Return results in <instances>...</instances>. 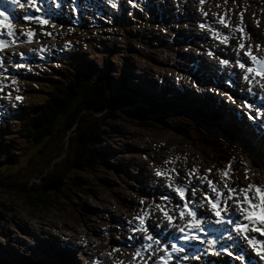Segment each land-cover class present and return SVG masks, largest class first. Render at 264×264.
Here are the masks:
<instances>
[{
  "label": "rangeland",
  "instance_id": "1",
  "mask_svg": "<svg viewBox=\"0 0 264 264\" xmlns=\"http://www.w3.org/2000/svg\"><path fill=\"white\" fill-rule=\"evenodd\" d=\"M59 1L60 0H50V7H55L56 9L58 5L57 9L62 10L63 7H61ZM91 1H93L94 5H97L92 11H90L91 8L88 5ZM98 1L100 0H63L62 2L65 4V9L62 10V18L59 20L68 25L66 28H59L57 26L58 22L54 20H46L43 24L39 22L40 20H44V18L42 16V19H40L38 16L41 14L43 15L46 12V9L42 7V4L40 9L36 7L40 5V0H32V3H29V0H20L17 4L12 5V17H10V21L5 23L7 24L10 22L14 33L18 34H16L14 38H9L5 30V34L1 36V38L6 41V44L3 49H0L1 52L3 51L0 53V127L3 123L1 118H6V115L12 113L16 108L22 113L25 112L22 109L32 108L33 106H43L45 104L44 97L41 93L38 94L33 92V90L40 88L41 85L29 81L26 77L29 78L30 75L42 76L43 78L40 80V84H45L47 82V76L51 73H46L44 76L39 75L40 72L44 73L45 70L39 71V66H43L44 63L37 59H41L40 56H44L42 61L55 62L52 57L59 51H63L67 54V57H65L63 61H60V63H63L65 68L71 70L70 72H72L73 75L79 71V62H82L83 60L94 64L98 71L101 69V66H103V61L109 60L112 65L110 68L116 67L119 72V76L116 78L117 80L120 78L121 72L124 71V69H130L129 75L135 79V82L138 81V77H142L140 72L149 73L151 76L148 79L150 81V84L147 86L148 89L154 91L155 87H159L162 92L165 88L166 81L163 82L164 88H162L161 83L159 82L163 79L168 80L169 83L172 84L170 90L179 91L182 89L177 83L180 76L179 74L176 75L178 70L172 65L173 59L188 54L190 55V60L192 62L193 53L185 52V46L180 44V38L188 41V43L191 42L193 47L199 45L202 46V44H204L205 50L206 46L214 50L216 54L213 58L216 61L221 60L218 56L221 53L219 49L224 46H227L228 49L233 52L235 60L230 59L226 55H224L223 59L227 58V61L233 64H235L237 60L242 63H250L249 57L244 55L245 51H250L252 55L264 59V40H262L261 36L258 34V32H262L257 28H264V13H262L261 9V7H264V0H232L233 4L227 7L220 4V1L224 0H206L207 3H211L213 6L218 7L220 11L218 14L219 17L215 19L217 12L215 7L212 8V6L209 7L208 4L205 5V11L207 7L211 13L208 19L210 24L218 27L216 30L211 31L212 34L210 31L205 32L200 28V25L204 24L201 20H197L200 16H198L197 19L195 18L197 17L195 12H192V17L194 18L192 19L190 29L187 25H184L183 29L180 28L178 31H170L171 29H177L181 25V22H183H180V20L185 19L186 11L191 10V8L185 6L183 0H168L166 7H169L170 4L171 8H173L170 10L171 13L165 12L161 9L162 3L160 0H148L153 9V13L150 14L151 16L155 15L159 17L160 15L162 18L165 17L167 21L171 18L172 14L176 17L175 21H173V19L170 20V22L164 27L155 24L154 17L145 20L147 15L144 13V7L146 5L143 0H102V3L106 7L109 6L108 8H116V14H114L113 11L108 10V8L98 4ZM84 2L88 4H84ZM196 2L197 0H194V5H196ZM105 3L108 4L106 5ZM129 4L132 7L135 5L137 7L136 11L129 10ZM46 5L49 6V3ZM51 9L55 10L53 8ZM159 9L161 10L158 14ZM34 10L38 12V15H36L37 13H33ZM8 15L9 14L6 16ZM25 15L29 17L27 20L24 19ZM50 15L54 16L53 13ZM212 15H214V17ZM107 16L115 17V20L107 21ZM221 17L226 21V25L220 22ZM78 18L83 22L80 29L67 23ZM98 20H102L103 23L107 24L102 25V28L99 30H93L98 24ZM126 20L131 24L130 26L133 27V29L129 30L130 32L128 35H125L126 30H128L127 24H125ZM142 20H144L142 22L143 26L140 28L133 26V23H139ZM117 21L125 23L121 26H113ZM163 22V19H161L160 25H162ZM238 28H242L243 31L248 28H256L257 35L255 36L258 40V44L255 45L254 43H251L249 39L243 36L241 31L237 30ZM81 30L84 32H81ZM27 31L33 33L30 40L24 35ZM186 32L187 34H185ZM168 33H170L169 37ZM202 33H206V35L204 36ZM131 34H133V37L134 34H138L143 39V42H145L144 46L136 43L132 44L130 42V40H132L130 37ZM177 34H179L180 38L176 36ZM221 38H226V41L221 42ZM171 40L175 42L176 45H171ZM152 41L157 42L159 45L153 47ZM230 41H235L236 44L230 45ZM227 42L229 43L226 45ZM12 43L17 44V47L25 48V51L22 52L13 49L11 46ZM241 45H243V47H241ZM81 50L84 53H81ZM7 51H11L12 53L9 55ZM197 55H201L202 58L207 61L206 67L215 72L214 70L215 65L218 64L217 62L208 60L204 53L202 55L201 52H197L195 56ZM71 56L74 57L73 62ZM191 62L186 63L187 67H189V69H187L193 73L196 79H198L197 74L193 70L194 64ZM16 64H22L23 67H16ZM63 64L57 65L58 69H62ZM48 68L50 70L55 69L53 66ZM178 68L183 69L182 66H178ZM219 73L221 75L224 74L222 70H220ZM161 75L163 77H161ZM142 78L144 79V77ZM148 80L145 78L146 82H148ZM237 80L242 81L243 78L241 76L234 77L232 74H229L228 76L225 75L221 77L219 89L222 90L221 85L225 89L234 88L240 92L239 97H242L243 94L251 95L250 91L245 92L244 90H256L252 78L241 83H238ZM248 81H251V83L249 84ZM122 82L121 78L117 84H121ZM135 82H131V77H128L126 84L138 92L140 86L137 84L134 86L133 84ZM84 84L85 83L80 84L81 88L71 90L72 95H79L82 92L81 89ZM157 84L160 86H157ZM206 85L211 87L206 88V94L210 92L213 96L217 90L211 86L212 82L207 81ZM150 86L152 88H150ZM201 87L202 82L198 81L197 88L199 89ZM83 93L85 95L88 93L86 86L83 89ZM188 94L190 93L188 92ZM103 95L105 96L106 104L109 107L117 105L118 100L114 96L108 92L106 94L103 93ZM17 96L21 97V99L17 100ZM27 96H29V98H26ZM257 96L260 101L264 100L263 93L258 94ZM74 98L75 97L69 101L73 107L77 104L76 99ZM147 99H152V97L147 95ZM218 100L222 101L224 104L233 105L239 110L237 113H240V116L244 120L250 121L254 117L256 110L254 112L248 111L249 102L246 99L239 100L240 103L233 102V95L226 94ZM245 105H247V107H245ZM137 106L132 105L131 107H126L125 110H127V112L125 114L128 115V117L125 116L124 119L131 124L138 121L139 125L145 124L151 126V121L156 114L149 115L144 119L146 116L143 114V109H147L145 103L138 104ZM176 106L180 107L171 106V109H168L170 112L169 117L160 116L161 114L158 115L157 120H154L156 128L154 127L153 129H137L132 126L130 129L124 119L119 115L120 107L116 108L115 111H111V109L106 106L105 111H102V113H104L101 114L103 116L100 117L105 121L98 122L97 120H94V124L107 128L105 132L110 130L106 135L111 138V140L116 141L115 144L121 143L123 146H133L135 149V151H125L126 154L123 155H126L125 157L129 158H125L124 160L121 159L119 161L122 174L119 173L118 176L121 178L115 177V174L117 173L109 175L97 168H94L90 173H87L86 171H81L79 174L71 172L68 180L75 178L77 180L75 185L71 184L68 180H64L63 184H59L60 190L64 191V193L58 196V202L56 204H51V207L48 206L50 203L47 198L49 196L48 194H45V197H43V207H31L28 203L27 195L32 194V192H29L24 196V194L19 195L14 190L6 192V189L0 186V261H4V264H62L63 258H68L69 254L72 253L66 252V255V253L62 252L63 249H66V251L67 249L73 251L71 250V245H75L77 246L76 250H78L80 245L82 246L84 244L87 246L89 245V248L84 250L85 255L90 256L91 260L95 259L94 261H96L97 264L100 263V261H98L99 258L113 260V257H116L115 264H129L130 262L133 264L136 256L147 258L143 257V254H147L146 252H148L149 255H152L154 253V247L151 245L153 238L151 236V229L146 225V219H148L151 214L150 225L152 224L154 227H157L155 224V214H158L161 222L164 219L162 217L164 214H161L159 211L160 209H164V211H166L165 215L171 217L170 202L166 201L171 198V193L174 194V198L176 197L178 199V202L175 201V199L172 200V205L175 209L183 211L184 205L189 203L188 198L185 197V199L182 200L180 196L177 195L176 191H174L173 188H170L169 185L185 186L189 185L190 181L199 183L202 189L196 185L198 190L195 192V195H193L192 190L185 189L184 193L188 192L192 198H195L196 196L203 198L202 191H209L207 180L213 181V183L221 189L222 194H226V196V184L230 188H236L233 176H228L226 178L225 176L216 175L214 171L210 170L212 160L197 155L198 152H196L194 145H199L200 148L206 146V143L202 142L206 141V133L216 138L214 145L218 152L217 156L221 157L231 154L234 157L240 155L233 151L236 152L241 150L244 152L243 155L241 154L244 160L243 162H240L243 168L246 169V167H248L249 173L245 175L244 182L237 186L233 201L227 199L229 202L235 204L234 199L236 197L241 201L244 199V195L239 192L240 186L241 188L247 187L249 184L264 186V184L259 183V180H264V171H259V168L254 167L255 171L250 167V164L253 161L249 160V158H251V156L253 157L256 152H254L247 141L243 138L242 140H239L248 145L253 150L252 152L241 147H236L235 150L232 151L231 148H229V145L226 144L228 142L221 139L217 133L212 135L205 130L202 132L200 129H198L199 132L193 131L192 128H195L192 124V122H194L193 116L189 115L188 117L190 118H188L184 116V113L181 115L178 114L182 113L178 109L188 110L189 107L185 104ZM172 108H176V110H172ZM262 109L263 112L258 115V120L256 122L263 121L262 116H264V108ZM217 111V119H221V112L223 111H225V114H228L226 110ZM82 112L85 115H91L86 111ZM185 112L190 113L192 111L188 110ZM193 114H196V112H193ZM92 115L95 117L97 116L96 114ZM249 117H251V119ZM123 122H125L124 125ZM9 127H12V125L8 127L3 126L2 128L6 129ZM221 130H223V128ZM116 131L119 134H116ZM232 132L235 131L232 130ZM123 133H125V136ZM121 134H123L124 138L120 136ZM190 138L192 139L193 144L190 141ZM117 140L120 142H117ZM231 140L234 143L238 142V140L233 138L232 135ZM4 141L6 140H0V144H4ZM127 142H131L132 144H127ZM115 144H113V146L119 148V146H115ZM110 145L112 144H107V146ZM260 148L264 147L261 145ZM134 152H136L137 155ZM29 156H31V153L28 154L26 158H23L18 165L5 168L6 165H4L3 160H1L2 156L0 154V171L6 175L8 174V171L12 175L16 174L20 167L26 165ZM257 159L260 160L258 157ZM166 161L171 162L166 163ZM51 164L55 165L54 162H51L49 166ZM135 169H140L142 172L145 171L146 173L140 172L137 174ZM164 169H175L179 175H172L171 178H169L166 175L158 177L155 174L157 170L163 172ZM192 169H195L196 171L193 173L191 171ZM15 171L16 173H13ZM251 171L257 172L258 175H255ZM91 174H94V179L91 176H84ZM216 176H218L217 181H215ZM133 178H139V180L144 181V184L139 187H147L155 192L148 191L149 195H144L142 189L135 188L137 184L131 181ZM147 178H149V180H146ZM201 179H204L205 182L201 183ZM220 182L221 185H218ZM79 185L85 188V191H82L81 193H88V196L79 193L80 190L77 188ZM25 187H27V189L29 188L28 186ZM248 196L255 199V191H250ZM148 200H151L150 202L152 204H149ZM194 201L196 202L195 204L203 205V208L206 206L205 201L203 203L196 200ZM189 210L191 209L189 208ZM4 212L6 213V216L2 217L1 213ZM141 217H143V220L140 219ZM177 217L179 218L178 215ZM122 219L133 222L131 225L132 227L123 222ZM184 219H188L185 222L197 220L196 216L189 217L188 215ZM163 223L164 222H162V224ZM187 224L188 223H184V225ZM202 226L205 225L202 224ZM88 229L90 230L89 232ZM115 231H118V234H114ZM83 233H86L87 235L81 237V234ZM146 233L151 237V241H148L150 239H144ZM111 234L114 235L109 239L108 235ZM224 234L227 235V233ZM103 235H106V240ZM157 235H159V233H157ZM172 235H175V232H173ZM245 237L258 238L260 239L259 241L264 239V236H260V234L251 235L249 232L241 234L236 231L230 232L229 236H226L225 238L230 241L236 239V241L240 243L247 241ZM220 243L224 242L221 240ZM49 244H54L55 247L47 249V245L49 246ZM114 244L116 245V248L113 249L112 252L108 247ZM146 244L150 245L153 249L149 246L147 247ZM258 247L259 249L264 248V240L258 244ZM90 248L93 249L90 251ZM102 249L106 250L99 251ZM144 249L147 250L145 251ZM136 251H139L140 254L136 255ZM237 253H243V248L239 245H236L235 247H231L229 244H225L224 247H219L218 245L217 249L211 252L210 256L205 257V254H203V258H197L199 261L197 260L198 262L195 261L192 264H205L204 262L209 258H214L217 264H235L234 255ZM21 256H27L28 260L24 259L26 257ZM75 258L76 259H72L70 256V259L73 260L75 264H81L77 259V255ZM70 259L68 260L70 261V264H72ZM83 259L86 261L85 256ZM29 261L33 262L30 263ZM245 264H264V260L261 258L257 260H247Z\"/></svg>",
  "mask_w": 264,
  "mask_h": 264
},
{
  "label": "trees",
  "instance_id": "2",
  "mask_svg": "<svg viewBox=\"0 0 264 264\" xmlns=\"http://www.w3.org/2000/svg\"><path fill=\"white\" fill-rule=\"evenodd\" d=\"M144 9L146 15L153 12L150 2L146 3ZM143 21L133 23V26L140 28L143 26ZM125 22L117 21L113 26L127 24L128 30H126L125 35H128L129 30L133 29V27L130 26L131 24L127 20ZM102 25L106 24L98 21V25L93 30H99L102 28ZM76 28L80 29L81 26H76ZM81 32L84 31L81 30ZM130 37L132 38L130 40L132 44L136 43L144 46L145 42H143V39L138 34H134V37L131 34ZM157 45H159L157 42L152 41L153 47ZM78 67L79 71L73 75L64 66L52 77V81L47 86L48 90H43L42 88L33 90L34 93H41L44 97L45 104L43 106L25 108L22 109L25 111L22 113L18 109L14 113L7 114L6 118H1L3 123L0 127V140L6 141H4V144H0L2 146L0 147V154L2 156L1 160L6 165L5 168L18 165L30 153L31 156L28 157L25 166L20 167L17 173L16 171L13 172L16 173L14 175L9 171L7 175L0 171V186L6 189V192L14 190L19 195L24 194V196L32 192V194L27 195V200L31 207H43V197H45V194L49 195L47 197L50 201L48 206L51 207V204H56L58 202V196L64 193V191L60 190L59 184H63L64 180H68L71 172L79 174L81 171H86L90 173L94 168H97L109 175L110 173H117L115 177L121 178L118 176L121 173L119 161L123 157L118 156L120 153L113 146L116 141L111 140L106 135L110 130L105 132L107 128L94 124V120L98 122L105 121L100 117L103 116L101 114L104 113L102 111H105L106 106L111 111H115L116 108L120 107L119 115L124 119L125 116L128 117L125 114L127 112L125 110L126 107H131L138 102L135 101L133 91L129 88H124L121 84H117L118 80L116 78H118L119 72L116 67L104 70L102 73L95 68L94 64L89 63V61H86L83 66ZM123 74L124 71L121 73L122 77ZM29 78L33 82L41 83V79L38 77L30 76ZM83 83L85 84L81 89L82 92L79 95L73 96L71 90L81 88L80 84ZM85 86L88 89L86 95L83 93ZM106 91L118 100L116 106L109 107L106 104L105 96L103 95V93H107ZM73 97H75L74 99L77 102L75 107L71 106L69 102ZM26 98H29V96ZM156 106L158 105L154 103L150 110L143 112L144 116H146L144 119L149 115L158 113L152 119L151 126L145 124L139 125L138 121L132 124L125 119L124 121L129 128L131 126L137 129L156 128L154 120H157L158 115L162 113L160 116H170L169 112H155ZM82 111H86L91 115H85ZM92 114H96L97 116L95 117ZM184 116L188 117L189 115L184 114ZM125 122H123V125ZM192 124L195 128H191L195 132L198 131L196 130L197 127L203 128L212 135L214 131L217 132L221 139L228 142L226 144L229 145V148L232 151L235 150L236 147L232 145L224 132L221 133L216 129L210 128L204 122L194 121ZM10 125L12 127L2 128L3 126L8 127ZM116 134L119 133L116 131ZM190 141L193 144L191 138ZM214 141H216L214 136L206 135V141H202L206 143V146L200 148L199 145H194L195 149L200 151L197 155L206 157L208 160L211 159L212 163L210 165L215 167L216 170L220 169L218 167L223 168V170L227 168L229 175L236 179L239 177L238 173L243 171V166L241 164L235 166L233 162L235 159L243 162L244 158L242 155L244 152L241 150L233 151L241 157H233L231 154L219 157L217 156L218 152L216 151V147L213 145ZM107 144L112 145L107 146ZM115 146H118V144H115ZM109 158L113 163L109 161ZM51 162H54L55 165L51 164L49 166ZM246 169L248 171V167ZM84 176H91L94 179V174ZM68 181L75 185L77 180L72 178ZM134 182L140 184L138 179H134ZM24 184L29 188L27 189ZM81 185L77 187L80 190L79 193L88 196V193H81L85 191V188ZM1 214L2 217L6 216L5 212ZM21 257H26L24 259L28 260L27 256ZM29 262L32 263L33 261ZM0 264H4V261H0ZM63 264H70L69 260L63 259Z\"/></svg>",
  "mask_w": 264,
  "mask_h": 264
},
{
  "label": "bare ground",
  "instance_id": "3",
  "mask_svg": "<svg viewBox=\"0 0 264 264\" xmlns=\"http://www.w3.org/2000/svg\"><path fill=\"white\" fill-rule=\"evenodd\" d=\"M42 1V0H40ZM50 0H46V4L49 3ZM63 0H60L59 3L61 4V7H63L62 10L65 9V4L62 2ZM69 1V0H68ZM106 1V0H105ZM168 2V1H167ZM66 3V2H65ZM70 3V2H69ZM68 3V4H69ZM85 3V2H84ZM91 3L93 4V1H91ZM98 4H100L101 6H104L106 7L103 3H102V0L98 1ZM106 5L108 3H105ZM84 5V4H83ZM93 6L96 8L97 5H94ZM109 7V6H108ZM44 8V7H43ZM107 8V7H106ZM85 9V8H84ZM105 9V8H104ZM171 6L169 4V10H171ZM62 10L60 9H55L53 10L54 13V18L59 20L62 18ZM98 10H99V7H98ZM0 11H3L5 13V15L9 14L8 12V3L5 2L4 3H0ZM85 11V10H84ZM80 14V12H79ZM197 15V14H196ZM211 13L209 12L208 8L206 7V11H205V14H204V18L206 20L209 19ZM50 17H53L52 15H49ZM184 16V15H183ZM65 18V17H64ZM186 18V17H185ZM197 19V17H195ZM180 19V18H179ZM213 19V18H211ZM216 19V18H215ZM66 20V19H65ZM67 20H68V17H67ZM184 20V19H183ZM219 20V19H218ZM217 20V21H218ZM215 21V20H214ZM67 22V21H66ZM5 23V22H4ZM219 26V25H218ZM1 28V32H4L6 30V28H3V27H0ZM218 28V27H217ZM14 32V31H13ZM211 33V31H210ZM209 33V34H210ZM15 34V33H14ZM18 34V33H16ZM15 34V35H16ZM187 34V32L185 33ZM184 34V35H185ZM212 34V33H211ZM217 34V33H216ZM186 36V35H185ZM18 37V36H17ZM20 37V36H19ZM22 37V36H21ZM204 37V36H203ZM207 37V36H206ZM210 38V37H209ZM209 40V39H208ZM213 40V39H212ZM211 44V43H210ZM12 48L13 49H17L19 51H25V48L23 47H17L18 45L15 44V43H12L11 44ZM74 48V47H73ZM12 49V50H13ZM3 52V51H2ZM0 51V53H2ZM7 53L10 55L12 52L11 51H7ZM1 55V54H0ZM3 55V54H2ZM6 56V54H5ZM16 56V55H14ZM230 59H234V54H228L227 55ZM13 57V56H12ZM69 57V56H68ZM240 57V56H239ZM184 60H185V63H190L191 62V58H190V55H185L183 56ZM196 58V63L194 64L193 61L191 62L192 64H194V67H193V70L195 68V66H199V67H202L204 68L207 72H205L204 70H201V73L206 75L207 74V81H211L213 82V80L216 78L215 74L213 72H211V70H209L208 67H206V62L204 58H202L201 55H197L195 56ZM16 59V58H15ZM235 60V59H234ZM156 64V63H155ZM167 65V64H166ZM186 67H187V64H186ZM189 69V67H187ZM166 71V70H165ZM167 72V71H166ZM84 73V72H83ZM169 74V73H168ZM92 75V74H91ZM160 76V75H159ZM161 77H163L161 75ZM198 77V76H197ZM138 83L137 85L140 86L138 89L140 91H142V95L147 98V95L152 97V100L158 102V106H156V109L158 107H163V106H167L166 108H171L172 107H180V106H176V105H187V107H189L188 110L192 111V112H196L200 115H205L206 117H209L210 121H221L222 120H226L227 123H223L221 124L220 126L223 128V132L229 136L231 138V135L233 136V138H235L236 140H242V138L248 142V144L251 146V148L254 150V152H256L257 154L261 155L259 156L258 158L261 160V161H264V158L262 157V152L260 151V144H262L264 146V141L263 139L260 140V135H259V131L260 130H264V116H262L263 118V121L262 122H255L254 124H252V127L251 128H248L249 127V120H244L240 115V113H235L233 112L232 110H230L229 108H223L222 107V104H224L222 101H219V100H215L213 99L214 97L212 96V94L210 92H208L206 95L207 97H205L203 100L199 101L198 99L195 100L194 97H191V94H186V97L185 98H181L180 95H178V92L177 91H172L170 90L171 86H168V85H165V88L162 86L163 89V92L160 91V88L159 87H155L154 88V91L148 89V85L150 84L149 82H146L145 81V77L144 79L141 77H138ZM164 80V79H163ZM221 82V77H220V80ZM168 83V81H167ZM152 85V84H151ZM157 86H160L157 84ZM242 86L244 87V85L242 84ZM150 88H152L150 86ZM221 88L222 89H225L224 87H222L221 85ZM159 90V91H158ZM245 92H251V95H246V94H243V96L239 98V100L241 101V99H246L248 102H249V106H248V111L249 112H254L255 111V106L259 105L261 108H264L262 105H260V103L262 101H260L258 98V94H262L264 95V90H254V89H251V90H244ZM147 94V95H146ZM210 96V97H209ZM213 97V98H212ZM164 98V99H163ZM240 101L238 103H240ZM205 104V105H204ZM165 108V109H166ZM214 112H213V111ZM217 110H226L228 112V114H225V111L221 112L222 116H221V119H217L218 117V111ZM213 113H212V112ZM239 111V110H238ZM230 113V114H229ZM162 114V113H161ZM213 114V116H211ZM232 115H235L237 116L236 119L233 118ZM228 116V117H227ZM194 121H196L194 118H193ZM206 125V124H205ZM208 126V125H206ZM209 127V126H208ZM200 129L202 132L204 131L203 128L201 127H197L196 130ZM232 130H234L235 132H232ZM242 130V131H240ZM250 134V137L253 139V141L257 144V145H253L252 143H250L247 139V137H245L244 135H248ZM206 135H208L206 133ZM210 138V137H209ZM256 140V141H255ZM215 143L213 142V145ZM260 145V146H258ZM252 157V156H251ZM168 166V165H167ZM170 166V165H169ZM212 166V165H211ZM220 168L219 170L217 171H214V173L216 175H221V176H224L222 175V171L223 168L221 167H218ZM216 169V168H215ZM149 172V171H148ZM253 172L255 175H258L257 172L255 171H251ZM152 175V174H151ZM229 177H231V175H228ZM153 177V176H152ZM187 179V178H186ZM156 182V181H155ZM195 185H197L199 188L202 189L201 185L197 182H195ZM205 185V184H204ZM241 188V186H240ZM203 192H206L203 190ZM173 194V193H172ZM185 197L189 199V208L191 210H194L195 208V201H200V203H202L203 201V198H200V196H196L195 198H192L190 197L189 193H184ZM174 196V194H173ZM222 197H226V194H222ZM250 197V196H249ZM175 201L178 202V199L175 197L174 198ZM200 199V200H198ZM233 201V199H231ZM204 202V201H203ZM206 202V201H205ZM226 208H227V213H233L234 215L232 216V220H235L237 224H243V223H246L244 220L242 221H238V217H239V214L238 215H235V211L237 208L235 206V204H233L232 202H229L228 200H226ZM204 209H205V212L204 214L208 215L209 212L206 211V206H204ZM195 211V210H194ZM225 213V212H224ZM253 218V217H252ZM254 219V218H253ZM82 220V219H81ZM123 222L129 224L130 227H132V223L133 222H130V221H126L125 219H122ZM188 219H184L183 221L180 220V218L177 217V221L178 223H180L182 225V227L184 228V233L183 234H176L175 235H172L173 232L170 234V239H169V245H170V248H171V255H170V259L168 262L166 263H161V264H188V263H194L195 261L198 262L199 260L197 258H203V254H205V251H206V256H210L211 252H213L214 250L217 249V246L219 245V247H224L225 244L228 245L230 240H226V236H229L230 232H232L233 230H230V229H227L226 227L230 224V225H233L232 221L230 220L229 222L227 221H223L222 223H216L214 220L211 221V219H209L208 221V227L206 228V222L204 223L205 226H202V224L200 226H198L194 220L192 221H188V222H185L187 221ZM112 223V222H111ZM184 223H188L187 225H184ZM113 224V223H112ZM116 225V224H115ZM73 226V225H72ZM71 226V227H72ZM202 226V227H201ZM70 227V226H69ZM112 227V226H111ZM197 227H201V230L200 231H197ZM258 227H261V225H258ZM186 228H191L190 230H186ZM76 229V228H75ZM122 229V228H121ZM71 231V230H70ZM90 230L88 229V232ZM65 232V231H64ZM74 232V231H73ZM77 232V231H76ZM87 232V233H88ZM237 232V231H236ZM249 232V234L251 235H254V234H259L258 232H252L251 230L247 231ZM66 233V232H65ZM70 233V232H69ZM131 233V232H130ZM159 233L158 238L160 239H163V241L166 240V235L163 234L162 232H157ZM224 233H227V235H225ZM246 234V233H244ZM71 235V234H70ZM87 234L86 233H83L81 234V237H85ZM134 235V234H133ZM132 235V236H133ZM137 235V234H136ZM161 235H165V236H161ZM67 236V235H66ZM139 236V235H138ZM195 236L196 238L195 239H192V237ZM81 237L79 236V238L81 239ZM134 237V236H133ZM137 237V236H136ZM71 238V237H70ZM87 238V237H86ZM107 238V237H106ZM105 238V240H106ZM151 239V238H150ZM238 239V238H237ZM73 240V239H72ZM86 240V239H85ZM84 240V242H85ZM222 240V242L224 243H220V241ZM225 240V241H224ZM209 241H211V243H209ZM232 241H236V239H233ZM116 242V241H115ZM237 242V241H236ZM73 243V242H72ZM117 243V242H116ZM138 243V242H137ZM228 243V244H227ZM84 244V243H83ZM175 244L177 249H179V251H173L172 249V245ZM217 244V245H216ZM86 245V244H85ZM62 246V245H61ZM81 246V245H80ZM89 246V245H88ZM147 247L149 245H146ZM55 247L54 244H49V246L47 245V248H53ZM70 247V246H69ZM92 247V246H91ZM94 247V246H93ZM137 247V246H136ZM150 247V246H149ZM116 248V245H110L108 247L109 250H113ZM132 248V247H131ZM151 248V247H150ZM77 249V246L75 245H72L71 246V250H75ZM93 249V248H92ZM208 249V250H207ZM103 250H106V249H102V250H99V251H103ZM134 250V249H133ZM132 250V251H133ZM137 250V249H136ZM145 250V249H144ZM63 252H72L70 251L69 249H63L62 250ZM108 251V250H107ZM113 252V251H112ZM137 252V251H136ZM66 253V254H67ZM134 253V251H133ZM140 253V252H139ZM147 253V252H146ZM116 254V253H114ZM111 255V253H110ZM94 256V255H93ZM98 256V255H97ZM116 256V255H115ZM122 256V255H121ZM96 257V256H95ZM99 257V256H98ZM143 257H144V254H143ZM87 258V257H86ZM51 259V258H50ZM91 259V258H90ZM95 260V259H94ZM198 260V261H197ZM60 261V260H59ZM98 261H100L99 264H109L112 262V260L110 259H103V258H99ZM129 261V260H128ZM247 261V259H245V262ZM121 262V261H120ZM126 262V261H125ZM244 262V261H243ZM244 262V264H245ZM129 264H132L131 262ZM135 264H141L140 262V259H136L135 260ZM206 264H213L209 259H206Z\"/></svg>",
  "mask_w": 264,
  "mask_h": 264
},
{
  "label": "snow or ice",
  "instance_id": "4",
  "mask_svg": "<svg viewBox=\"0 0 264 264\" xmlns=\"http://www.w3.org/2000/svg\"><path fill=\"white\" fill-rule=\"evenodd\" d=\"M5 0H0V3H4ZM18 2H20V0H7V3L9 4H17ZM29 3H32V0H29ZM201 3H203V0H201ZM115 6V5H113ZM29 17L27 15L24 16V19L27 20ZM5 21H10V18L8 16L5 15V13L3 11H0V27L6 28V34L9 38H14L15 34L13 32V28L11 26V23H7L5 24ZM41 24L45 23L44 20H40L39 21ZM220 22L222 24L226 25V21H224L223 17L220 18ZM201 27H204V25H201ZM238 31H241V33L243 34V29L242 28H238ZM5 33L4 32H0V36H3ZM24 35H26L29 40L31 39L33 33L31 31H27L26 33H24ZM217 35H219L217 33ZM226 38H221V42H225ZM6 41L3 39H0V49H3L5 47ZM241 47H243V45H241ZM245 56L249 57V60L251 62V67L246 66L244 63H242L241 61L237 60V67L245 69L247 74H251L253 76L259 75L261 76V78H264V59H260L254 55L251 54L250 51H245L244 53ZM15 63V62H14ZM221 64H226L228 63L227 60H221L220 61ZM16 67H23L22 64H16ZM245 79H247V75L244 77ZM249 84L251 83V81H248ZM17 100H20L21 97L17 96L16 97ZM245 107H247V105H245ZM259 111L257 112V115H259ZM251 119V117H249ZM171 161H166V163H169ZM230 163V162H229ZM193 173L196 171L195 169L191 170ZM206 171H210V170H206ZM222 171V175H224L226 178L229 175V171L228 169H224L221 170ZM245 172L247 173V169H245ZM158 177L161 175H166L169 178H171L172 175H176L178 176L179 173L175 171V169H164L163 172H161L160 170H157L155 173ZM204 179H201V183H204ZM207 186L209 189V192L212 195H209V192H203L202 191V196H203V201H207L208 204V208L209 211L212 213L213 216H215L216 223H222V217H221V212H225L227 214L226 218L228 220H231L233 224L236 225L235 227V231H237L238 233H246L247 231L251 230L252 232H258L260 234V236H264V220H260L257 221L256 219H253V211L254 210H260L262 213H264V186L261 185H253V184H249L247 187H242L239 189V192L241 194L244 195V199L241 201L238 197H236L234 199V203L236 208L239 210L240 215L242 216L243 220L246 223L243 224H237L235 220H232V216L234 215L233 213H227V208H226V200L227 199H233L234 198V194L236 193V189L234 188H230L227 186V184L225 185V188H227V196L226 197H222V191L220 188H218L213 181L211 180H207ZM170 188H173L174 191H176L177 195L180 196V198L182 200L185 199L184 196V192H185V187L184 186H172L169 185ZM197 191L196 187H193L192 192L193 195H195V192ZM250 191H255L256 193V198H250L248 196V193ZM202 201V203H203ZM245 205V206H242ZM159 207V205H158ZM197 207H199V205H197ZM187 214L189 217H195L197 214L194 210H189V204H185L183 211L181 213V215ZM141 220H143V217L140 218ZM165 219L168 220V224L169 226H172V218L165 215ZM195 223L200 226L201 222L200 220H196ZM260 224L261 227H257V225ZM142 227V226H141ZM202 227V226H201ZM201 227H197V231L201 230ZM177 231L178 232H183L184 229L177 227ZM151 237L147 235V233L145 234L144 239L148 240ZM196 237L193 236L192 239H195ZM248 241V244L250 247H252L253 251L256 252V255L260 256V258L262 260H264V255H262V253H264V248H260L259 251H257V247L258 245L256 244L255 240L252 238H248L245 237ZM159 243V241H157ZM209 243H211V241H209ZM172 249L173 251H179V249H177L176 245L173 244L172 245ZM139 251H137L136 255H139ZM168 256V253L165 252V257Z\"/></svg>",
  "mask_w": 264,
  "mask_h": 264
},
{
  "label": "clouds",
  "instance_id": "5",
  "mask_svg": "<svg viewBox=\"0 0 264 264\" xmlns=\"http://www.w3.org/2000/svg\"><path fill=\"white\" fill-rule=\"evenodd\" d=\"M239 213H235V215H238ZM213 264H215L214 263V261L212 260V259H209ZM236 262V261H235ZM205 264H206V261L204 262ZM216 264H217V262H216Z\"/></svg>",
  "mask_w": 264,
  "mask_h": 264
}]
</instances>
